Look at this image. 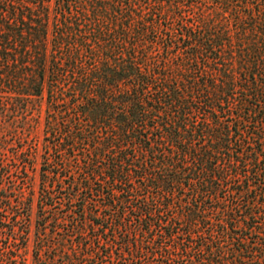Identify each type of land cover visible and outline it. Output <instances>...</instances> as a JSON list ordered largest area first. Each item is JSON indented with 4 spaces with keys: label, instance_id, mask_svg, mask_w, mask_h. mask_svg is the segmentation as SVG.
Returning a JSON list of instances; mask_svg holds the SVG:
<instances>
[{
    "label": "trees",
    "instance_id": "1",
    "mask_svg": "<svg viewBox=\"0 0 264 264\" xmlns=\"http://www.w3.org/2000/svg\"><path fill=\"white\" fill-rule=\"evenodd\" d=\"M232 11L233 25L210 13L158 31L132 0H0L4 116L45 101L59 164L83 159L69 212L80 230L122 231L110 252H66V264H181L157 240L181 235L189 255L212 224L233 238V264H264V0ZM225 184L232 208L219 205ZM85 190L103 213H87ZM204 242L207 256L184 264H225Z\"/></svg>",
    "mask_w": 264,
    "mask_h": 264
},
{
    "label": "rangeland",
    "instance_id": "2",
    "mask_svg": "<svg viewBox=\"0 0 264 264\" xmlns=\"http://www.w3.org/2000/svg\"><path fill=\"white\" fill-rule=\"evenodd\" d=\"M132 3L142 17L150 16L148 21H154L158 31L167 28L177 30L180 26L206 18L210 13L219 15L221 23L233 25V0H132ZM4 104H7L6 98L0 95V264H66V252L75 258V252L83 254L94 246L101 247L106 251L104 254L110 252L108 244L121 235V230L97 233L90 226L80 230L81 224L69 212L68 200L64 197L72 192L68 187L73 179L81 181L84 177L78 169L83 159L79 155L65 162L66 170L65 165L59 164L60 149L53 145L57 140L48 135L45 125V101L38 103L41 107L31 104L27 111L19 114L14 124L4 116ZM228 185L225 184L220 194L224 199L219 204L222 208L233 206L234 198L228 195ZM62 188L63 192L58 193ZM45 191L51 192L53 198L46 200L43 196ZM82 194L89 200L87 213L95 209L103 213L97 208L100 205L98 195L88 190ZM240 203L246 205L243 198ZM172 211L171 215L178 213L176 208ZM68 212V217H65ZM208 216L221 219L224 211L211 212ZM127 221L132 223L131 215L127 216ZM177 223L180 232L186 229L184 219H178ZM212 225L202 230L204 239L196 238L190 243L186 240L189 255L184 252L185 247L180 246L187 239L181 235L169 240L159 238L157 242L161 244L164 241L174 259L184 264L190 256L197 259L206 257L207 248L201 245L207 241L204 243L210 242L212 248H223L227 257L225 264H233L236 257L231 254L233 238L221 234ZM97 234H101L100 240L95 239ZM257 237L253 235L251 242ZM64 239L70 241L62 246Z\"/></svg>",
    "mask_w": 264,
    "mask_h": 264
}]
</instances>
